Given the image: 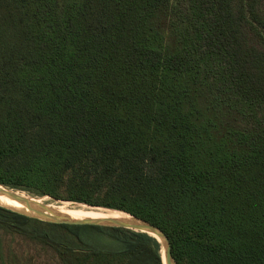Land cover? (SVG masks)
Listing matches in <instances>:
<instances>
[{
    "label": "trees",
    "instance_id": "1",
    "mask_svg": "<svg viewBox=\"0 0 264 264\" xmlns=\"http://www.w3.org/2000/svg\"><path fill=\"white\" fill-rule=\"evenodd\" d=\"M0 185L145 220L177 264H264V0H0ZM161 249L0 205V264Z\"/></svg>",
    "mask_w": 264,
    "mask_h": 264
},
{
    "label": "bare ground",
    "instance_id": "2",
    "mask_svg": "<svg viewBox=\"0 0 264 264\" xmlns=\"http://www.w3.org/2000/svg\"><path fill=\"white\" fill-rule=\"evenodd\" d=\"M15 197L27 200L30 203V206H32L33 210H30L29 206L25 205L23 202H20ZM0 204L25 213L30 212L36 214V211L46 217L72 220H97L104 224H140L139 221H136L132 216L122 211L104 208H86L85 205L70 202H62L60 204L50 203L47 202V197H30L25 194L7 190L3 187H0ZM150 234L158 238L163 244L161 253L165 258V246L163 238L152 232H150Z\"/></svg>",
    "mask_w": 264,
    "mask_h": 264
},
{
    "label": "water",
    "instance_id": "3",
    "mask_svg": "<svg viewBox=\"0 0 264 264\" xmlns=\"http://www.w3.org/2000/svg\"><path fill=\"white\" fill-rule=\"evenodd\" d=\"M0 187H3L5 189H7V190H11V189L3 186V185H0ZM11 191H13V189ZM44 197H49V196H44ZM15 198L17 200H19L20 202H23L25 205L29 206L30 210H33L32 206H30V203L27 200H23V199L17 198V197H15ZM49 198H51V197H49ZM56 201L66 202V201H60V200H56ZM5 207H8V206H5ZM90 207H92V206H90ZM9 208H11V207H9ZM95 208H101V207H95ZM12 209H14V208H12ZM105 209H107V208H105ZM113 210H115V209H113ZM17 211H19V210H17ZM118 211H120V210H118ZM20 212H22V211H20ZM122 212H124V211H122ZM23 213H25V212H23ZM35 213L36 214L27 212L25 214H28V215H30L32 217H35V218H39V219L44 220V221H50V222H55V223L95 224V225H104V226H113V227H123V228L131 229V230H135V231L144 232V233H147L149 235H151L150 232L155 233L156 235H158L159 237L163 238V240H164L165 258L162 255V259H163L164 264H177L176 261L173 258V255H172V248H171V242H170L169 237L160 228L156 227L155 225H153V224H151V223H149V222H147L145 220H142L140 218H137L135 216H132L131 214H129L127 212H125V213L129 214L130 216H132L136 221H139L140 224H134V225H127V224H124V223L104 224V223H102L100 221H97V220L63 219V218H56V217H46V216L41 215L39 212H36V211H35ZM151 236H153V235H151ZM156 239L160 242V240L158 238H156ZM162 245L163 244L161 243V246Z\"/></svg>",
    "mask_w": 264,
    "mask_h": 264
},
{
    "label": "rangeland",
    "instance_id": "4",
    "mask_svg": "<svg viewBox=\"0 0 264 264\" xmlns=\"http://www.w3.org/2000/svg\"><path fill=\"white\" fill-rule=\"evenodd\" d=\"M13 191L21 193V194H25V195L30 196V197H36V196H33V195H31L27 192H24V191H19V190H13ZM37 198H43V197H37ZM47 202L55 203V204L62 203V202L56 201V200L49 198V197H47ZM70 203H73V202H70ZM77 204H80V203H77ZM82 205H85V204H82ZM85 206H86V208H95V207H90L87 205H85ZM35 254H36V251L30 250V254L25 255L21 264H58L57 260L54 259L51 255H45L42 253L43 255H41V257H37Z\"/></svg>",
    "mask_w": 264,
    "mask_h": 264
}]
</instances>
